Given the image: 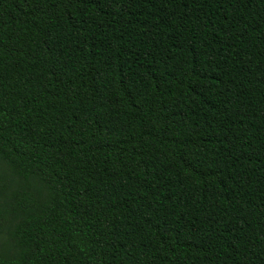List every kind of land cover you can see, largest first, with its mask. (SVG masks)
Here are the masks:
<instances>
[{
    "label": "trees",
    "instance_id": "1",
    "mask_svg": "<svg viewBox=\"0 0 264 264\" xmlns=\"http://www.w3.org/2000/svg\"><path fill=\"white\" fill-rule=\"evenodd\" d=\"M0 264H264V0H0Z\"/></svg>",
    "mask_w": 264,
    "mask_h": 264
}]
</instances>
